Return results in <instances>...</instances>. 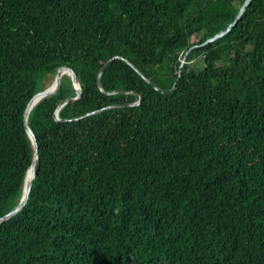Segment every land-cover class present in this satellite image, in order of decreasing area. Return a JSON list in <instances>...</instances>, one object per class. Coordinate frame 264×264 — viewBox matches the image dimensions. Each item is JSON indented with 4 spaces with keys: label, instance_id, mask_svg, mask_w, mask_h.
<instances>
[{
    "label": "trees",
    "instance_id": "1",
    "mask_svg": "<svg viewBox=\"0 0 264 264\" xmlns=\"http://www.w3.org/2000/svg\"><path fill=\"white\" fill-rule=\"evenodd\" d=\"M244 2L0 0V219L28 103L82 91L29 114L0 264H264V0L203 45Z\"/></svg>",
    "mask_w": 264,
    "mask_h": 264
},
{
    "label": "water",
    "instance_id": "2",
    "mask_svg": "<svg viewBox=\"0 0 264 264\" xmlns=\"http://www.w3.org/2000/svg\"><path fill=\"white\" fill-rule=\"evenodd\" d=\"M253 0H245V2L243 3V5L240 7L236 17L231 21V23L225 28L223 29L222 31H220L219 33H217L216 35H214L213 37L209 38L208 40H206V42L203 44V45H206L208 43H211V42H215L216 40L222 38L223 36H225L226 34H228L233 27H235L238 23V21L241 19V17L243 16V14L246 12L247 8L250 6V4L252 3ZM196 46H193L191 47L184 55L183 59H182V63H181V67H183V65L185 64L190 52L195 48ZM115 58L113 59H110L105 65L104 67L102 68L101 70V74L99 75V86L101 89L102 88V85H101V75L102 73L105 71V69L107 68V66L114 60ZM139 73H141L139 70H138ZM68 75L72 78V81H73V85H74V88L77 92V95L75 97H71V98H68L67 100L63 101L60 106L58 107L57 111H56V114H55V117L60 120L59 118V111L60 109L65 106L67 103L71 102V101H77L78 99H80L81 95H82V91H81V85L79 83V80L77 78V75L76 73L73 71V69H71L70 67H67V66H63V67H60L57 72H56V75H55V79H54V85H51L49 86L48 88L38 92L31 100L30 102L28 103V106H27V110H26V114H25V122H26V128H27V132L33 142V145H34V149H35V154H34V159H33V162L29 168V170L27 171V174H26V177H25V182H24V190H23V195H22V198H21V201L20 203L18 204L17 207H15L12 211H10L7 215H5L3 218L0 219V224L8 219H10L11 217H13L14 215H16L19 211H21V209L25 206L26 202L28 201L29 199V195H30V192H31V188H32V183H33V180L35 179L36 177V166H37V160H38V157H39V149H38V142H37V138L33 132V130L31 129V127L29 126V123H28V117H29V114L31 112V110L33 109L32 107V103L35 102V105L37 103H39V101H41L43 98L49 96V95H52V94H55L57 93L60 88H61V84H62V77L63 75ZM145 77V76H144ZM145 79L151 84L153 85L156 89L162 91V92H172L174 91V89L176 88V84L174 85V87L169 90V91H165V90H161L159 89L158 87H156L149 79H147L145 77ZM114 92H111V93H108V94H113ZM142 101V97H140L139 101L138 102H135V103H130V104H126V106H134V105H139ZM120 106H124V105H114V106H110V107H105V108H102V109H99V110H96V111H93L91 113H88L86 114L85 116H88V115H93V114H96V113H99V112H102L106 109H109V108H113V107H120ZM31 109V110H30ZM82 118V117H81ZM76 119H80V118H75L74 120ZM32 171V179L31 181L28 183L27 187H26V178H27V175ZM26 187V188H25Z\"/></svg>",
    "mask_w": 264,
    "mask_h": 264
},
{
    "label": "bare ground",
    "instance_id": "3",
    "mask_svg": "<svg viewBox=\"0 0 264 264\" xmlns=\"http://www.w3.org/2000/svg\"><path fill=\"white\" fill-rule=\"evenodd\" d=\"M52 85H54V82L52 83ZM51 86V85H50ZM32 106L34 107L35 106V102H33L32 103ZM32 107V108H33ZM31 110V109H30ZM31 179H32V171L27 175V178H26V187H27V185H28V183L31 181ZM25 187V188H26Z\"/></svg>",
    "mask_w": 264,
    "mask_h": 264
},
{
    "label": "rangeland",
    "instance_id": "4",
    "mask_svg": "<svg viewBox=\"0 0 264 264\" xmlns=\"http://www.w3.org/2000/svg\"><path fill=\"white\" fill-rule=\"evenodd\" d=\"M54 79H55V76H54V78H53V82H54ZM53 82H52V83H53ZM51 85H52V84H51Z\"/></svg>",
    "mask_w": 264,
    "mask_h": 264
}]
</instances>
